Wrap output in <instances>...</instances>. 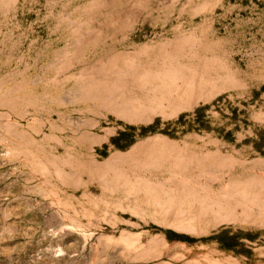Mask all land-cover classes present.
<instances>
[{
  "label": "rangeland",
  "instance_id": "rangeland-1",
  "mask_svg": "<svg viewBox=\"0 0 264 264\" xmlns=\"http://www.w3.org/2000/svg\"><path fill=\"white\" fill-rule=\"evenodd\" d=\"M125 56L131 87L97 100ZM139 69L207 84L158 102ZM198 153L228 160L214 188L264 184V0H0V264H264L263 202L176 227L108 170L167 187L206 165L143 164Z\"/></svg>",
  "mask_w": 264,
  "mask_h": 264
},
{
  "label": "bare ground",
  "instance_id": "bare-ground-1",
  "mask_svg": "<svg viewBox=\"0 0 264 264\" xmlns=\"http://www.w3.org/2000/svg\"><path fill=\"white\" fill-rule=\"evenodd\" d=\"M142 52L137 53V56L142 55ZM119 64L125 66L123 71L121 70L122 67H119ZM116 68L120 70H116ZM133 68H138V66L129 61L126 56L114 57L105 61L104 64L97 68L95 83L100 86V91L96 95L97 100L101 98L106 100L107 91L116 95L120 91L130 88L129 81ZM140 70L139 73L144 79L143 86L148 92H151H146L147 95L154 96L158 102L168 101V103H171L184 97L185 99H189V96L206 87L204 85L207 81L199 79V76L195 74L182 75L162 70L147 71L145 69H142L140 72ZM149 80L154 82L153 86H150ZM203 100L205 99L203 98ZM143 165V168H147L148 172L163 170L165 167H168L169 173L172 174L176 170L184 172L187 166L200 167L206 165V169L200 170L193 180L179 179L177 180L178 182L176 181V184H170L167 187L155 180H151L152 176H149V178H133L121 173V170L108 169L113 173L114 179L112 184L115 187L123 189L127 195H143L144 199L140 205L151 206L156 214L162 216L166 222L176 227L193 228L197 217L203 214L215 223L234 220V213L230 211L229 207L225 206L231 199L239 202L242 201V203H250L252 200L255 202V199H257L258 204L264 203V184L260 181L252 182V189L250 190L243 185L237 184H231L228 189H223L220 186L214 188L213 183L217 179L222 180L221 176L217 173H220L224 168L229 166L227 159L217 155H199L198 153L186 159L181 158L176 160V158H166L163 161L150 158ZM105 166L107 167V164ZM84 168L91 175V179L104 180L105 174L99 172L97 167L85 166ZM201 180H205L207 184L199 187L200 184L197 185V183Z\"/></svg>",
  "mask_w": 264,
  "mask_h": 264
}]
</instances>
